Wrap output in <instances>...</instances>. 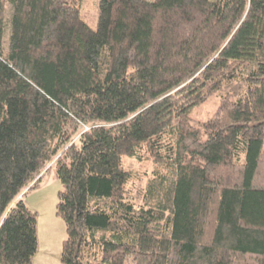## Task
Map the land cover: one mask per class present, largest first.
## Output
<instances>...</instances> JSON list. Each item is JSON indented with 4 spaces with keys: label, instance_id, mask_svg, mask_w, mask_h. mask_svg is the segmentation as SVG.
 Returning <instances> with one entry per match:
<instances>
[{
    "label": "trees",
    "instance_id": "16d2710c",
    "mask_svg": "<svg viewBox=\"0 0 264 264\" xmlns=\"http://www.w3.org/2000/svg\"><path fill=\"white\" fill-rule=\"evenodd\" d=\"M81 5L0 0V264L34 263L53 167L66 264H264V0Z\"/></svg>",
    "mask_w": 264,
    "mask_h": 264
},
{
    "label": "rangeland",
    "instance_id": "374dc122",
    "mask_svg": "<svg viewBox=\"0 0 264 264\" xmlns=\"http://www.w3.org/2000/svg\"><path fill=\"white\" fill-rule=\"evenodd\" d=\"M100 0H82V17L93 28L98 25ZM220 95L213 94L206 101L195 105L191 116L195 122L210 117L218 108ZM125 167L139 177H146L153 165L150 161L125 156ZM62 182L53 167L42 178L40 186L29 190L24 196L26 203L38 213V244L35 264H66L62 261L63 241L67 236L66 223L57 213L58 192ZM126 264H133L128 259Z\"/></svg>",
    "mask_w": 264,
    "mask_h": 264
},
{
    "label": "crops",
    "instance_id": "0c3cea01",
    "mask_svg": "<svg viewBox=\"0 0 264 264\" xmlns=\"http://www.w3.org/2000/svg\"><path fill=\"white\" fill-rule=\"evenodd\" d=\"M39 246V245H38ZM39 248V247H38ZM35 257H36V255H35ZM35 260H36V258L34 259V263L33 264H35Z\"/></svg>",
    "mask_w": 264,
    "mask_h": 264
}]
</instances>
